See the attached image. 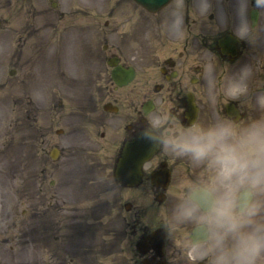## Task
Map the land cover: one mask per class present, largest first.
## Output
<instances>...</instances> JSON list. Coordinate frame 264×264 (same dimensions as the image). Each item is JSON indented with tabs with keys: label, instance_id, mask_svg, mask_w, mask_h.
<instances>
[{
	"label": "rangeland",
	"instance_id": "1",
	"mask_svg": "<svg viewBox=\"0 0 264 264\" xmlns=\"http://www.w3.org/2000/svg\"><path fill=\"white\" fill-rule=\"evenodd\" d=\"M56 1L61 16L1 15L9 22L0 29V264H139L130 226L137 211L142 223L151 221L152 196L141 187L140 207L136 192L116 182L120 134L107 130L102 138L88 112L109 98L99 90L112 86L111 52L127 62L140 45L160 55L172 12L182 10L183 32L197 12L187 6L191 0H174L157 15L131 1L114 12L117 0ZM11 55L29 59L20 86L7 75ZM54 146L61 150L58 159L50 155ZM187 243L182 230L170 238L168 249L183 248L180 257L171 253L173 264H192Z\"/></svg>",
	"mask_w": 264,
	"mask_h": 264
},
{
	"label": "flooded vegetation",
	"instance_id": "2",
	"mask_svg": "<svg viewBox=\"0 0 264 264\" xmlns=\"http://www.w3.org/2000/svg\"><path fill=\"white\" fill-rule=\"evenodd\" d=\"M125 1L114 2L113 7L110 8L111 12L122 6ZM218 4L226 13L230 11L228 0H218ZM187 6L196 12L193 0L191 5ZM51 12L61 16L64 11H61L56 0H46L43 4L40 0H0V16L29 14L30 17L45 18ZM131 14L138 15L139 12L134 10ZM253 16H256L255 12ZM260 19L264 24V16ZM7 20L3 19V16L0 17V29L9 22ZM186 22L188 24V18ZM169 24L170 19L164 22L163 31L166 30V32L162 35L165 36L163 39L165 41L160 55L142 52L140 45L133 51V55L131 54V62H127L129 60L124 59L118 52H111L106 57L112 86L111 89L103 88L99 91L108 94L109 98L101 104L94 102L88 112L92 118V125L100 131L102 138L106 136L107 130H112L115 135L120 134L115 164L112 166L116 182L136 192L135 195L140 197V207L141 187L145 186V190H148L152 196L151 221L142 223V212L135 211L134 226L132 228L130 226L131 232L137 235V241L135 239L134 241L139 264H163L165 261L173 260L171 253L175 252V249H168L170 238L166 240L163 255L159 248V239L165 233L161 226L163 215L161 210L163 206L167 207L168 199L179 179L189 172L186 161L171 157L161 150L144 163L142 183L140 179L139 183L132 187L118 181L117 167L122 162L126 164V172L133 175H130L131 181H136L135 174L138 176L141 174V140L143 148H147L150 143L140 136H134L139 124L162 111L167 114L162 121L163 129L171 133L177 125L207 121L221 114L253 115L251 100L229 101L222 95L223 87L230 74L244 63L251 64L254 69L253 90L264 89V31L258 33L255 43L240 40L231 32L230 24L227 22L224 25L220 24L215 10L206 17H201L198 13L194 14L187 32L182 31L179 37L170 35ZM24 25H29V21ZM59 29L58 26L57 31ZM192 30L197 31L194 33ZM28 31L33 37L37 29L28 28ZM195 38L200 39L198 41ZM178 40H183V43ZM103 48L108 51L109 45L104 44ZM10 57L13 65L7 75L14 85L20 86L24 83L23 79L27 77H22L25 75L23 74L25 67L21 66H25V62L29 59L22 61L18 58L15 60V56ZM209 66H214L217 80L216 88L211 91L205 88L203 81V74ZM131 67L134 70L133 77L124 84H118L114 79V73L122 74L121 81H123L125 71ZM3 68L5 69L0 64V74ZM66 68L70 67L67 65ZM139 74L140 78H136ZM47 77H49L48 73ZM238 103L241 108L237 107ZM56 133H63V128H58ZM60 152V148L54 146L50 150L51 158L58 159ZM30 155L35 158L33 154ZM121 159H123L122 162ZM51 184H54V180H51ZM132 205L133 202H127L126 210H131ZM158 213H160L159 216ZM179 250L176 252H179L180 257L183 248L180 246Z\"/></svg>",
	"mask_w": 264,
	"mask_h": 264
},
{
	"label": "clouds",
	"instance_id": "3",
	"mask_svg": "<svg viewBox=\"0 0 264 264\" xmlns=\"http://www.w3.org/2000/svg\"><path fill=\"white\" fill-rule=\"evenodd\" d=\"M193 2L201 17L217 11L220 24H230L240 40L255 43L264 31V0H228L227 13L218 0ZM183 22L182 10L173 11L171 36L182 34ZM253 77L252 65L241 64L222 90L226 100H251L253 115L221 114L167 133L162 124L167 114L161 111L141 122L134 134L153 151L163 150L189 165L168 199L161 226L166 239L184 232L191 241L186 247L193 249L192 264H264V89L253 90ZM203 81L207 90L216 88L214 66L204 72ZM100 180L112 182L104 176Z\"/></svg>",
	"mask_w": 264,
	"mask_h": 264
},
{
	"label": "water",
	"instance_id": "4",
	"mask_svg": "<svg viewBox=\"0 0 264 264\" xmlns=\"http://www.w3.org/2000/svg\"><path fill=\"white\" fill-rule=\"evenodd\" d=\"M138 3L142 4L144 7L151 11H156L163 7L169 0H136Z\"/></svg>",
	"mask_w": 264,
	"mask_h": 264
},
{
	"label": "bare ground",
	"instance_id": "5",
	"mask_svg": "<svg viewBox=\"0 0 264 264\" xmlns=\"http://www.w3.org/2000/svg\"><path fill=\"white\" fill-rule=\"evenodd\" d=\"M29 156H31V155H29Z\"/></svg>",
	"mask_w": 264,
	"mask_h": 264
}]
</instances>
